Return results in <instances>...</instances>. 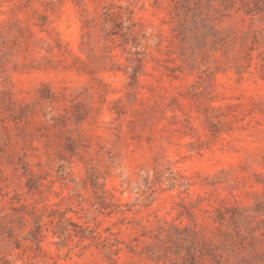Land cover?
<instances>
[{"label": "rangeland", "instance_id": "374dc122", "mask_svg": "<svg viewBox=\"0 0 264 264\" xmlns=\"http://www.w3.org/2000/svg\"><path fill=\"white\" fill-rule=\"evenodd\" d=\"M0 264H264V0H0Z\"/></svg>", "mask_w": 264, "mask_h": 264}]
</instances>
